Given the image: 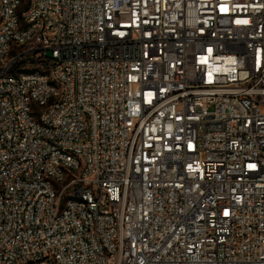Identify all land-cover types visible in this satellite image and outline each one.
Wrapping results in <instances>:
<instances>
[{"label": "built area", "instance_id": "1", "mask_svg": "<svg viewBox=\"0 0 264 264\" xmlns=\"http://www.w3.org/2000/svg\"><path fill=\"white\" fill-rule=\"evenodd\" d=\"M26 6L16 32L23 7L0 0V264H104L84 205L63 193L91 198L115 264H264V0ZM49 17L71 36L40 34ZM27 65L79 82L54 90ZM78 109L97 116L92 138Z\"/></svg>", "mask_w": 264, "mask_h": 264}, {"label": "bare ground", "instance_id": "2", "mask_svg": "<svg viewBox=\"0 0 264 264\" xmlns=\"http://www.w3.org/2000/svg\"><path fill=\"white\" fill-rule=\"evenodd\" d=\"M18 7H23L21 12H14V21L16 32H24L25 17L31 15V6H26V0H16ZM36 25L39 26L40 34H48L49 25L57 26V30H64V36H71V29H65V20H59L58 17H49V24H43V18H36ZM27 47H37V36L27 38ZM16 63H23V51L14 50ZM8 60H0V68H7ZM25 77H42L47 78L54 90L71 91V84H78L79 74H72L71 78H64V81L59 76L58 71L44 69L39 65H27ZM5 82H13V75H5ZM27 111H34V104H27ZM78 117H84L85 120V138L93 137V128H96L97 116L92 115V111L86 109H78ZM30 123H37V127L42 130H49V121L39 119L37 115H30ZM62 149V141H52L50 143V151H60ZM64 156H71V149H64ZM57 175L61 176V181H68V170L65 167H57ZM73 175H80V168H73ZM48 196L61 198V191L48 189ZM62 202H71L75 205H84V215L86 224H90L92 228V240H96L98 252L105 258L104 264L119 263V252H115L110 244L103 237V225L98 220V211L91 206V198L78 196L75 193H63ZM107 220L110 222L119 221V213L116 209L107 210Z\"/></svg>", "mask_w": 264, "mask_h": 264}]
</instances>
